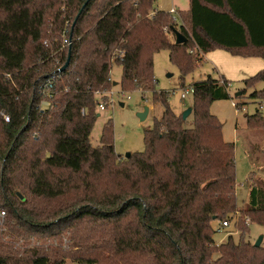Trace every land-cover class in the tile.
I'll list each match as a JSON object with an SVG mask.
<instances>
[{
    "label": "trees",
    "instance_id": "1",
    "mask_svg": "<svg viewBox=\"0 0 264 264\" xmlns=\"http://www.w3.org/2000/svg\"><path fill=\"white\" fill-rule=\"evenodd\" d=\"M96 2L67 0L56 9L43 0H0V108L11 118L0 116L6 225L26 237L87 220L105 228L107 254L74 257L73 264H264V246L246 241L245 226L239 242L232 235L223 243L214 238L213 222L223 224L236 213L264 225V180H253L248 205L238 209L235 145L210 111L219 80L208 75L191 83V128L171 108L169 93L149 86L156 83L154 55L162 50L180 69V87L197 65L194 52L264 58V0H190L187 11L179 9V30L188 37L183 44L167 33L178 26L172 14L149 17L156 0ZM65 36L71 44L63 47ZM68 57L53 108L40 113L39 87ZM115 63L123 68L124 90L148 86L165 107L144 133L145 149L130 157L116 153L111 121L101 144L91 143L96 109L101 101L109 104L99 94L113 86ZM220 81L229 86L224 77ZM259 81L264 70L244 83ZM250 98L264 101V88ZM247 124L263 127L264 112L247 115ZM5 238L1 230L0 264H66Z\"/></svg>",
    "mask_w": 264,
    "mask_h": 264
},
{
    "label": "rangeland",
    "instance_id": "2",
    "mask_svg": "<svg viewBox=\"0 0 264 264\" xmlns=\"http://www.w3.org/2000/svg\"><path fill=\"white\" fill-rule=\"evenodd\" d=\"M46 5H53L59 9L65 5L67 0H43ZM105 0H97L96 4ZM156 4V3H155ZM163 8L170 9L173 5L180 10L189 9V0H161L158 2ZM183 22L189 29L187 16L183 13ZM216 53L224 55L217 59L216 55L209 60L203 59L200 52H194L192 58L197 62L194 70L185 76V84L191 85L194 81L204 79L208 75L219 80L216 91V99L210 105V111L215 114L222 123L223 137L226 141L235 145L236 161V198L238 209L241 212L250 200V190L254 181L264 180V126L249 127L247 115L254 114L260 104H263L261 112H264V101L250 98L253 91H260L264 88V82H257L254 86H246L244 80L250 78L261 70H264V58L235 56L226 50L219 49ZM154 78L149 86L156 91L174 90L168 94V102L171 108L178 114L192 107L194 104L193 95L189 94L185 99L181 98V72L179 67L170 60L169 52L162 50L154 55ZM111 80L116 85L106 91L109 104L99 111L95 122L91 143L93 146L101 144V135L105 124L111 121L114 130V147L118 155L125 156L126 153L140 152L145 149L144 133L154 125L155 118H160L165 107L161 102H154V90L147 89L144 85L130 86L124 90L122 86L123 68L115 63L112 67ZM229 81L225 87L221 78ZM245 92L239 96L238 92ZM106 100L103 103L106 105ZM124 103V105H121ZM233 103H238V107ZM244 103V104H243ZM150 108L148 116L142 120L138 113L144 111L145 107ZM194 116L191 113L187 118L186 127H193ZM253 173V175H252ZM54 205V204H53ZM246 241L255 243L260 237H264V225L251 222L241 213H236L230 219V225L222 227L220 221L213 222L214 238L216 242H226L229 235L233 236L235 242L241 239V227H244ZM6 234L5 240L14 246H20L28 242L25 247L31 246L41 248L52 259H65L66 264H73L72 259L78 256L93 255L96 253L107 254L109 235L107 230L94 222L87 220L77 222L74 226H59L53 231L33 233L30 237L17 235L10 231L8 225L0 226V231ZM264 246V238L262 241ZM260 254V253H259Z\"/></svg>",
    "mask_w": 264,
    "mask_h": 264
},
{
    "label": "built area",
    "instance_id": "3",
    "mask_svg": "<svg viewBox=\"0 0 264 264\" xmlns=\"http://www.w3.org/2000/svg\"><path fill=\"white\" fill-rule=\"evenodd\" d=\"M161 0H156V4L155 7L153 8L152 11H150L149 13V17H153L157 12L159 11H166L167 13H170L173 15V20L175 22H178V26H175V28H177L179 30V26L182 20H181V16L179 13V9H177L174 5L170 8V9H165L163 8V6L161 4H158V2H160ZM167 33L170 36V38L175 41L176 37L174 35V33L172 32V28L167 29ZM71 44V39L68 38L67 36L64 37L63 40V47H66L68 45ZM61 68V67H60ZM60 68L57 69L56 72L52 73L50 76H48L44 82L40 85L39 87V94H41L42 99L37 102L36 105V109L39 110L40 113H43L44 111L53 108V99L55 97L56 94V81L58 80V74H59V70ZM7 77H11V74H7ZM182 92H181V98L185 99L187 95L191 94L193 95L195 92V89L192 85H188L185 87H181ZM107 92H102L99 95H106ZM167 93H174V90H169L167 91ZM234 105H236V107H238V103H233ZM106 105L103 103V101L100 102V104L98 105V110H103L105 109ZM261 109L263 108V104L261 103L259 106ZM0 116H2L6 122H9L11 120L10 115L6 112L5 109H1L0 108ZM6 210L2 207H0V226L4 227L5 223H6ZM230 225V221H224L222 224V227L219 228L218 230L221 231L223 227H227Z\"/></svg>",
    "mask_w": 264,
    "mask_h": 264
},
{
    "label": "water",
    "instance_id": "4",
    "mask_svg": "<svg viewBox=\"0 0 264 264\" xmlns=\"http://www.w3.org/2000/svg\"><path fill=\"white\" fill-rule=\"evenodd\" d=\"M86 4H87V2L85 3L84 7L86 6ZM78 17H79V15H78ZM172 32L174 33V35L176 37L175 43L183 44V43H186L188 41V37L184 33H182L180 30H178L177 28L173 27ZM69 64H70V57H68L66 63L60 68L59 72L65 71L68 68ZM113 84L116 85L117 83L115 82ZM236 95L237 96L241 95V92H238ZM121 105H124V103H121ZM149 110H150V108L148 106H146L144 111L138 113V116L142 120H144L148 116ZM192 111H193V107L187 108L183 113V118L186 119L192 113ZM130 156H131V153H126V157H130ZM263 238H264L263 236H260L256 240V242L254 243V245L256 247L261 246Z\"/></svg>",
    "mask_w": 264,
    "mask_h": 264
},
{
    "label": "crops",
    "instance_id": "5",
    "mask_svg": "<svg viewBox=\"0 0 264 264\" xmlns=\"http://www.w3.org/2000/svg\"><path fill=\"white\" fill-rule=\"evenodd\" d=\"M189 7H190V0H189ZM217 51H219V49H215V50L210 51V52H208V53H206V54H202V57H203V59H207V60H209L208 57L213 58V56L216 55V58H217V59H214V60L217 61V60H219V58H223V57H224L223 54H221V53H216Z\"/></svg>",
    "mask_w": 264,
    "mask_h": 264
}]
</instances>
